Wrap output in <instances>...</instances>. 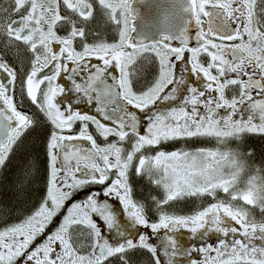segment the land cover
Masks as SVG:
<instances>
[{"label": "snow or ice", "instance_id": "snow-or-ice-1", "mask_svg": "<svg viewBox=\"0 0 264 264\" xmlns=\"http://www.w3.org/2000/svg\"><path fill=\"white\" fill-rule=\"evenodd\" d=\"M138 19L0 3V264H264V0Z\"/></svg>", "mask_w": 264, "mask_h": 264}, {"label": "water", "instance_id": "water-1", "mask_svg": "<svg viewBox=\"0 0 264 264\" xmlns=\"http://www.w3.org/2000/svg\"><path fill=\"white\" fill-rule=\"evenodd\" d=\"M187 0H135L133 3V7L140 13L141 19H138L136 24L137 30L142 31L144 21H151L155 23L158 16L160 15L161 8L167 7L172 4L177 5V14H179V5L186 3ZM158 32L157 27H153L151 29L152 34H156Z\"/></svg>", "mask_w": 264, "mask_h": 264}, {"label": "flooded vegetation", "instance_id": "flooded-vegetation-1", "mask_svg": "<svg viewBox=\"0 0 264 264\" xmlns=\"http://www.w3.org/2000/svg\"><path fill=\"white\" fill-rule=\"evenodd\" d=\"M135 0H133V3H134ZM6 0H0V3H5ZM137 23V21H136ZM95 27L96 29L100 32V33H104L106 30H109L111 28L110 25L108 26H105L104 22L99 20L98 18V22L95 24ZM0 55H2V53H0ZM89 111H91V107L88 108ZM200 144H202L203 146H206V147H214V142L212 140H203V141H200ZM150 154V153H149ZM154 190H155V194H159L160 190L156 189L154 187ZM221 196H223V194L221 193ZM137 198L139 199V197L137 196ZM257 215V213H256ZM257 218H259L257 216ZM122 227H126L128 228L129 231H133V229H131V226L128 224L126 218H122V224H121ZM177 238L180 240V242L182 244H184L185 246H189V241H188V237L186 234H177ZM157 243H159V240H157ZM162 259H166L164 257H162Z\"/></svg>", "mask_w": 264, "mask_h": 264}, {"label": "trees", "instance_id": "trees-1", "mask_svg": "<svg viewBox=\"0 0 264 264\" xmlns=\"http://www.w3.org/2000/svg\"><path fill=\"white\" fill-rule=\"evenodd\" d=\"M137 196L139 198L147 197L149 193L155 194L154 186L145 183L144 181H138L137 182ZM178 208L183 207V204L177 205ZM257 216L259 217V213H257Z\"/></svg>", "mask_w": 264, "mask_h": 264}]
</instances>
